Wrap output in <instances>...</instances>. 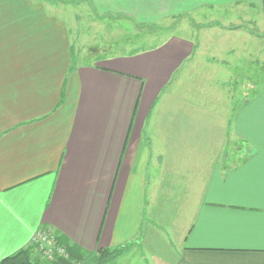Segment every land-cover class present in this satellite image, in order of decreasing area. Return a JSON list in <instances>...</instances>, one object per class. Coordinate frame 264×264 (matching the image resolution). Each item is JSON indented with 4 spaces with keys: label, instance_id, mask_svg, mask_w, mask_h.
<instances>
[{
    "label": "crops",
    "instance_id": "1",
    "mask_svg": "<svg viewBox=\"0 0 264 264\" xmlns=\"http://www.w3.org/2000/svg\"><path fill=\"white\" fill-rule=\"evenodd\" d=\"M60 1L0 0V261L49 229L89 255L129 246L119 260L131 262L164 252L166 264H264L259 71L217 82L220 91L240 85L251 94L235 115L212 106L216 143L207 146L198 124L184 118L178 72L185 62L195 72L199 55L210 64L212 27L197 28L196 43L172 38L80 64L56 12L58 3L83 4L98 20L148 28L243 6L257 9L254 24L264 32V0ZM242 30L227 27L224 42ZM176 91V110L159 109L162 96Z\"/></svg>",
    "mask_w": 264,
    "mask_h": 264
},
{
    "label": "rangeland",
    "instance_id": "2",
    "mask_svg": "<svg viewBox=\"0 0 264 264\" xmlns=\"http://www.w3.org/2000/svg\"><path fill=\"white\" fill-rule=\"evenodd\" d=\"M256 10L253 7L241 6L230 9L227 12L223 11V14H210L206 18L192 13V16L188 18L182 17L170 21L161 20L148 28H138L124 20L110 21L108 18L98 20L96 12L86 9V6L83 4L80 6L58 3L56 12L59 19L66 22L70 34V43L74 46L75 50L74 60L80 64H93L98 54L102 55V53H105L104 55L107 58L115 54H128L134 50L163 45L172 38H184L196 43V39L199 40L201 38V34L197 28L212 27L210 31L214 32L212 35V40L215 41L213 43L214 48H212V51L208 50L206 52V55L211 58L210 64L202 63L205 57L204 55H199L196 58V65L198 66H195V72H193L191 65H188L187 62L184 63L178 72L183 73V78L185 79L183 84L178 86L179 89L184 91L185 101H187L184 106L185 108L183 107L185 111H183L184 118L191 125H193V122L197 123L196 130L202 131L203 141H205V144L207 143V146H212L216 142L213 139V128L211 123L208 122L210 109H212V106L218 104V110L220 111L221 109L225 116L226 113L228 115L231 112L235 115L236 110L240 106V99L242 95L245 98L246 92L241 89L240 85H233L232 89L220 91L217 82L222 83L226 77H232L234 82L241 81L242 76H246V73H250L251 76V74L259 71L257 77L258 83L261 84L260 88L263 87L262 89H264V32L254 24L257 21ZM259 20L260 18H258ZM207 22H210L211 25ZM234 25L241 26L243 30L231 34L235 35L233 40L224 42L223 39L227 36L225 35L227 33L225 30H227V27H234ZM205 30L208 29H203V31ZM246 30H251L255 35H250ZM192 37L193 40H191ZM230 66H232V69L228 68ZM188 68H190V73ZM215 68L217 74L214 72L206 74V72L213 71ZM198 69H201L199 73H197ZM228 72L231 73L229 74ZM186 74L188 76L193 75L195 79H186ZM215 87H218V89ZM235 91L236 93L234 94ZM246 93L251 94V90ZM176 94L177 91L175 93L170 92V96L164 94L162 100H165V105L162 106L161 101L159 109L166 107L176 110V101L178 100ZM230 94H234L236 103L234 100L232 102ZM215 96L218 99L216 101ZM192 99L198 101L194 116L189 115ZM181 114L182 111L179 112V115ZM221 118L222 120L226 119L224 116ZM32 247H35V245L31 243L30 248ZM130 249L129 246L126 247V251L122 255L128 253ZM140 251L134 253L133 256L139 257L140 253H143V250L140 249ZM161 253L164 254V252L158 253L159 255L155 254V258L153 259L147 256L146 253H143L141 258H137L133 262H131L132 257L127 258L123 256L121 260H119L121 258L119 257L118 261L111 264H166L164 262L166 260L163 261L166 257Z\"/></svg>",
    "mask_w": 264,
    "mask_h": 264
},
{
    "label": "trees",
    "instance_id": "3",
    "mask_svg": "<svg viewBox=\"0 0 264 264\" xmlns=\"http://www.w3.org/2000/svg\"><path fill=\"white\" fill-rule=\"evenodd\" d=\"M57 241L66 247L69 260L56 258L55 261L51 262L35 246L19 250L15 254L2 259L0 264H109L117 260L126 251L125 246L115 249H99L96 255H89L73 245L65 243L60 237L57 238Z\"/></svg>",
    "mask_w": 264,
    "mask_h": 264
},
{
    "label": "built area",
    "instance_id": "4",
    "mask_svg": "<svg viewBox=\"0 0 264 264\" xmlns=\"http://www.w3.org/2000/svg\"><path fill=\"white\" fill-rule=\"evenodd\" d=\"M32 244L45 258L53 262L56 258L70 259L66 247L57 241L56 236L49 229L39 231L33 238Z\"/></svg>",
    "mask_w": 264,
    "mask_h": 264
}]
</instances>
